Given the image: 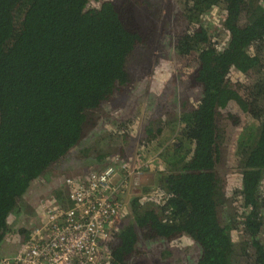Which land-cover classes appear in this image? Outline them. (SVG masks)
Returning <instances> with one entry per match:
<instances>
[{
    "label": "trees",
    "instance_id": "1",
    "mask_svg": "<svg viewBox=\"0 0 264 264\" xmlns=\"http://www.w3.org/2000/svg\"><path fill=\"white\" fill-rule=\"evenodd\" d=\"M215 7L228 35L221 47L201 25ZM181 18L175 50L195 56L186 76L194 101L179 103L176 142L157 157L161 198L130 200L110 264H176V240L192 251L186 264H264V0H184ZM169 33L160 0H0V243L31 180L84 137L89 112L126 99ZM222 119L243 126L227 187L217 168ZM227 205L238 210L221 221ZM135 228L171 249L139 251ZM12 235L24 241L28 232Z\"/></svg>",
    "mask_w": 264,
    "mask_h": 264
},
{
    "label": "rangeland",
    "instance_id": "2",
    "mask_svg": "<svg viewBox=\"0 0 264 264\" xmlns=\"http://www.w3.org/2000/svg\"><path fill=\"white\" fill-rule=\"evenodd\" d=\"M160 1L170 33L161 40L158 60H147L144 66L149 68L143 69V73L133 78L129 93L122 103L110 100L89 112V124L84 137L31 181L20 200V207L8 217L12 229L0 243V257L15 252V244L21 241L18 235L13 237V232L31 228L39 222L38 214L41 211L42 216V208L51 198H59L60 193L62 202L67 204L64 197L66 188L61 184L66 176L78 178L91 170H101L106 166L120 169L125 176V192L122 198L126 214L120 218L119 228L132 216L130 200L133 197L142 196L145 192L148 200H153L151 203L158 202L161 198L162 184L159 185L158 177L162 176L163 168L157 157L162 152V146L176 142L174 134L178 124L179 103L183 99L194 101L196 93L189 86L186 76L196 67V61L192 53L181 56L175 50V34L186 25L181 18L184 0ZM98 6L99 2L96 1L88 4L89 8ZM223 13L221 8L215 7L206 10L201 16V25L206 36L220 47L228 40L221 24ZM123 126L125 130L121 128ZM162 126L168 130L163 136ZM148 127L152 128L154 135H147L146 138L144 132ZM219 127L223 135V154L222 162L217 168L221 179H226L227 187V181H231L230 175L238 170L236 143L243 126L235 127L222 119ZM125 131L129 133L126 139L123 136ZM139 140H143L144 148L139 146ZM226 191L228 192L224 188L225 194ZM42 197L45 199L41 208ZM226 210L229 212L238 209L231 205L222 207L218 210L220 220ZM135 229L139 235V251L145 253L147 248L160 249L159 255L162 256V250L171 247L166 241L145 239L142 232ZM257 238L264 247V220ZM175 242L178 244L174 246L177 249L176 264H186L185 256L191 255L192 251L185 249L177 240Z\"/></svg>",
    "mask_w": 264,
    "mask_h": 264
},
{
    "label": "built area",
    "instance_id": "3",
    "mask_svg": "<svg viewBox=\"0 0 264 264\" xmlns=\"http://www.w3.org/2000/svg\"><path fill=\"white\" fill-rule=\"evenodd\" d=\"M61 184L66 188L67 204L58 196L42 208V197L39 222L24 229L27 239L15 244V252L0 257V264L111 263L108 244L126 214L123 172L106 166L78 178L66 176Z\"/></svg>",
    "mask_w": 264,
    "mask_h": 264
},
{
    "label": "bare ground",
    "instance_id": "4",
    "mask_svg": "<svg viewBox=\"0 0 264 264\" xmlns=\"http://www.w3.org/2000/svg\"><path fill=\"white\" fill-rule=\"evenodd\" d=\"M65 195V194H64ZM31 224H34V222H32Z\"/></svg>",
    "mask_w": 264,
    "mask_h": 264
},
{
    "label": "clouds",
    "instance_id": "5",
    "mask_svg": "<svg viewBox=\"0 0 264 264\" xmlns=\"http://www.w3.org/2000/svg\"><path fill=\"white\" fill-rule=\"evenodd\" d=\"M9 219V218H8ZM118 230H119V228H118Z\"/></svg>",
    "mask_w": 264,
    "mask_h": 264
},
{
    "label": "flooded vegetation",
    "instance_id": "6",
    "mask_svg": "<svg viewBox=\"0 0 264 264\" xmlns=\"http://www.w3.org/2000/svg\"><path fill=\"white\" fill-rule=\"evenodd\" d=\"M113 236H115V235H113Z\"/></svg>",
    "mask_w": 264,
    "mask_h": 264
}]
</instances>
